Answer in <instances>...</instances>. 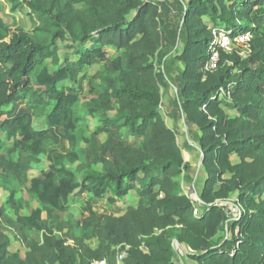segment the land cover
I'll return each instance as SVG.
<instances>
[{
	"label": "trees",
	"instance_id": "16d2710c",
	"mask_svg": "<svg viewBox=\"0 0 264 264\" xmlns=\"http://www.w3.org/2000/svg\"><path fill=\"white\" fill-rule=\"evenodd\" d=\"M9 1L13 8H28L40 23L29 31L0 17V129L6 132L0 135V187L12 180L25 187L29 199L9 190L6 205L15 218L5 221L26 240L29 231L41 232L42 242L27 243L23 256L10 252L1 208L0 264H90L102 258L118 264L111 249L118 244L126 252L122 264H179L174 240L198 264H264V0H178L184 42L176 99L199 132L206 172L199 215L182 188L191 166L177 132L158 111L163 75L153 58L161 63L165 56L159 0ZM203 16L224 23L231 36L250 33L248 51L241 55L214 45L213 55V34ZM58 40L77 58L51 70L47 59L56 58ZM105 43L120 53L108 59ZM97 61L104 62L98 76L106 85L96 95L82 101L72 87L59 86ZM114 101L115 113L83 135L87 117ZM223 105L235 115H227ZM36 119L43 124L35 125ZM124 127L142 137L139 146L121 136ZM103 132L110 136L97 144ZM233 152L239 158L234 163ZM42 158L48 167L29 176ZM76 162L80 174L70 167ZM131 189L138 204L122 215L97 216L87 201L84 219L65 217L74 194L100 199L109 191L114 203ZM233 191L241 208L237 218L216 201ZM30 199L38 206L25 214ZM92 237L99 240L96 249L85 244ZM68 239L74 244H66Z\"/></svg>",
	"mask_w": 264,
	"mask_h": 264
},
{
	"label": "rangeland",
	"instance_id": "374dc122",
	"mask_svg": "<svg viewBox=\"0 0 264 264\" xmlns=\"http://www.w3.org/2000/svg\"><path fill=\"white\" fill-rule=\"evenodd\" d=\"M187 0H182L185 3ZM2 5L0 9V17L4 22L11 24L13 26L22 27L26 30L33 31L36 25L40 23L37 16L34 13H30L28 8H13L9 0H0ZM159 9L157 18L162 21V31L164 34L163 48H164V58L160 63L157 61L156 57L153 58L155 71L162 73V81L159 82L160 91V103L158 105V111L160 112L165 123L175 129L177 132V142L182 149L184 161L191 166L188 179H182L183 192L191 197L193 208L197 207V213L199 215L202 211L203 203L200 198L201 188L206 176V172L202 166V152L199 148V144L196 141V136L198 135V129L194 124L186 121L185 113L180 109L179 104L176 99L177 88L181 86L182 79L180 72L182 70V62L178 58V54L183 49L184 42V31L181 27L183 23V12L181 4L178 0H159ZM134 15V11L129 13V18ZM203 21L210 28L213 38L211 40V46L209 50L215 55L214 45L223 47L228 52L238 51L241 55H244L248 51V39L250 38V33L246 32L244 34L231 36L225 32V24L222 22L213 23L207 16H203ZM139 36V35H138ZM58 48L56 51V58L47 59L49 68L51 70L55 69L60 63L65 60L73 61L77 58V55L73 52V49L66 46V41L58 40ZM90 41L86 42L89 46ZM102 48L106 51L108 59L113 58L115 55L120 53V49H117L114 45L105 43L102 44ZM152 60V58H150ZM103 61L95 62L89 69L84 72H78L73 80H66L60 85H66L72 87V89L79 93L82 101H86L91 96L96 95L100 92L106 85V82L98 76V73L103 70ZM105 74V71L102 72ZM117 108V103L114 101L113 106L109 109L96 112L93 116H88L86 123L82 124L80 132L83 135L90 136L95 128L100 125L101 119L105 116H111L115 113ZM227 115L233 116L236 113L235 109L227 108L223 105ZM35 125L40 126L43 124L41 119L35 120ZM6 132L0 129V135L5 136ZM110 134L103 132L96 136L97 144L105 142L109 138ZM115 136V134H114ZM121 136L126 139L127 143L132 146H139L142 137L139 135H134L129 132V130L124 127L121 129ZM231 162L239 161V158L233 152L229 155ZM79 162H76L70 167L80 174L78 169ZM100 163L94 165L95 168H100ZM48 167V161L46 158H42L41 163L34 168H30L28 171L29 176L37 175L42 169ZM230 176L229 173L223 175V177ZM218 186V185H217ZM216 186V187H217ZM13 188L15 190L16 197H21L23 199H29L25 187L20 185L17 181L12 180L10 183L5 184V186L0 187V209H4L2 215L3 229L10 237L9 251H19L20 255L23 256L25 251L29 249L27 243L32 242H42V233L36 230H31L28 232L29 239L26 240L24 236L19 233L14 227L6 224L5 218H15L13 210L6 205V199L9 194V190ZM111 195L107 191L102 198L94 199L88 196L86 192L77 193L71 196L69 202L68 210L65 213V217H72L73 219H84L88 215V211L83 210L82 204H87L90 202L92 209L96 212L97 216L103 215H122L128 207L136 206L138 204V194L135 189L128 191L126 195L118 198L114 203L108 200ZM159 196H162L160 193ZM238 192H231L229 198L217 199L218 204L223 205L226 208V213L233 217H239L241 213V208L234 201L237 200ZM38 206L35 200L30 199L29 204L25 206L22 210L23 213L27 214L33 207ZM194 214V212H193ZM44 216V213H43ZM66 230H58L59 235L63 234ZM66 244L73 245L72 239H68ZM85 244L91 249H96L99 245V240L96 237H92L85 240ZM128 247V245H125ZM174 246L178 251L179 264H187L191 259L187 258L185 255L184 245L181 246L177 241L174 242ZM115 248V261H117V255L121 251L120 244L111 246V249Z\"/></svg>",
	"mask_w": 264,
	"mask_h": 264
},
{
	"label": "built area",
	"instance_id": "2783aa9c",
	"mask_svg": "<svg viewBox=\"0 0 264 264\" xmlns=\"http://www.w3.org/2000/svg\"><path fill=\"white\" fill-rule=\"evenodd\" d=\"M215 57V56H214ZM213 57V59H214ZM197 207H194L193 212L194 214L197 213ZM126 255V252L124 250L120 251L117 255V263L118 264H122V259L123 257ZM90 264H109V262L107 261L106 258H102V259H93Z\"/></svg>",
	"mask_w": 264,
	"mask_h": 264
},
{
	"label": "crops",
	"instance_id": "0c3cea01",
	"mask_svg": "<svg viewBox=\"0 0 264 264\" xmlns=\"http://www.w3.org/2000/svg\"><path fill=\"white\" fill-rule=\"evenodd\" d=\"M187 264H198V263L192 260V262L190 261V262L187 263Z\"/></svg>",
	"mask_w": 264,
	"mask_h": 264
},
{
	"label": "water",
	"instance_id": "95a60500",
	"mask_svg": "<svg viewBox=\"0 0 264 264\" xmlns=\"http://www.w3.org/2000/svg\"><path fill=\"white\" fill-rule=\"evenodd\" d=\"M174 242H176V240H174ZM184 264V263H183Z\"/></svg>",
	"mask_w": 264,
	"mask_h": 264
}]
</instances>
